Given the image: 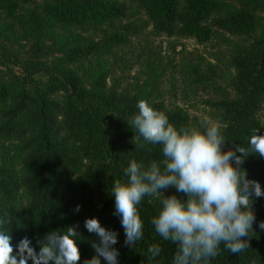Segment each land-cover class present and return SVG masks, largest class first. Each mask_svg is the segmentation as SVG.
Returning <instances> with one entry per match:
<instances>
[{
  "label": "trees",
  "instance_id": "trees-1",
  "mask_svg": "<svg viewBox=\"0 0 264 264\" xmlns=\"http://www.w3.org/2000/svg\"><path fill=\"white\" fill-rule=\"evenodd\" d=\"M141 4L157 32L168 37H191L200 44L210 42L216 28L248 36L259 22L257 15L248 8L227 18H218L223 11L222 0H141ZM1 8L9 17L19 12L18 4L11 1ZM39 14L65 27L90 21H118L128 16L126 6L109 7L102 0H47L39 5ZM107 45L93 42L69 51L68 61L75 63L91 57ZM232 63L237 74L236 98L221 105L223 112L219 117V122L226 126L222 130L227 141L225 151L234 144L247 147L253 130L264 135V124L258 119L264 104V38H256L249 50L238 51ZM21 66L25 73L38 72L28 65ZM46 87V91L35 94L13 95L16 103L5 111L9 123L26 115L32 133L27 142L30 155L24 160L29 205L24 212L13 206L0 208V217L8 221L5 227L11 232L13 244L25 236L35 244L38 236L75 227L81 237L78 264H84L95 255L91 244L98 241V237L84 227V222L88 218H98L102 226L119 234L114 247L120 252V264H171L175 245L163 240L150 221L164 194H183L176 193L170 186L163 189L164 194L159 197H146L141 202L143 237L133 247L124 243V229L114 214V198L110 194L114 181L126 179L124 169L130 160L148 164L163 159L158 145L136 149V144H143V141L138 138L134 143L136 133L128 123L137 111L139 99L107 90L104 76L87 88L73 71L62 73L58 81ZM61 92L65 94L64 103L52 98ZM9 98L11 95L1 90L0 106ZM151 106L165 113L177 128L190 125V117L184 112L168 110L162 103ZM87 160L93 163V168L79 174ZM241 167L247 179L258 181L264 188V157L249 156ZM21 188L17 176L0 167V197L13 199ZM253 200L256 221L249 237L243 238L248 239L249 247L235 254L221 246L220 254L210 264H264V230L258 226L264 221V197H253ZM77 205L81 206L79 212L75 211ZM154 244L162 248L155 259L148 253L149 246Z\"/></svg>",
  "mask_w": 264,
  "mask_h": 264
},
{
  "label": "rangeland",
  "instance_id": "rangeland-1",
  "mask_svg": "<svg viewBox=\"0 0 264 264\" xmlns=\"http://www.w3.org/2000/svg\"><path fill=\"white\" fill-rule=\"evenodd\" d=\"M10 1L19 6L15 17H9L1 8ZM45 1L0 0V91L11 95L0 106V167L16 175L22 185L15 198L0 197V208L13 206L21 212L30 202L24 160L30 155L27 142L32 133L26 115L8 122L5 111L15 105L13 95L46 91L47 84L73 71L87 88L104 76L107 90L184 112L191 125H198L205 117L219 122L221 105L236 98L234 55L249 50L256 38H264V0H222L223 11L218 18L248 8L258 17L257 28L248 36L216 28L213 39L205 44L191 37H168L157 32L141 0H102L109 7L126 6L128 16L118 21H90L66 27L39 14V5ZM93 42L108 45L91 57L75 63L68 61L69 51ZM21 65L38 72L25 73ZM52 98L65 102L63 92ZM258 119L264 124V104ZM220 125L224 130L226 126ZM11 126L14 128L10 131ZM93 166L85 161L79 174Z\"/></svg>",
  "mask_w": 264,
  "mask_h": 264
},
{
  "label": "clouds",
  "instance_id": "clouds-1",
  "mask_svg": "<svg viewBox=\"0 0 264 264\" xmlns=\"http://www.w3.org/2000/svg\"><path fill=\"white\" fill-rule=\"evenodd\" d=\"M136 109L128 123L136 133L134 143L138 138L143 141L135 143L136 149L158 145L163 159L148 164L132 159L124 169L126 179L112 183L114 214L124 229L125 245L133 247L143 237L141 202L146 197H159L171 186L183 195L164 194L150 221L163 240L175 245L171 264H210L220 254L221 246L230 253L244 252L249 243L243 238L249 237L256 221L253 197H264V188L258 181L247 179L241 166L249 156L264 157V135L253 130L247 147L234 144L225 151L222 127L210 117L198 125L177 128L165 113L145 100H139ZM80 208L77 205L75 211ZM7 223L0 217V264L80 261L81 237L75 227L38 236L35 244L25 236L14 245ZM258 226L264 230V221ZM84 227L98 237L91 244L95 255L84 264H120V252L114 247L119 234L102 226L98 218L86 219ZM161 252L158 244L148 248L153 259Z\"/></svg>",
  "mask_w": 264,
  "mask_h": 264
}]
</instances>
